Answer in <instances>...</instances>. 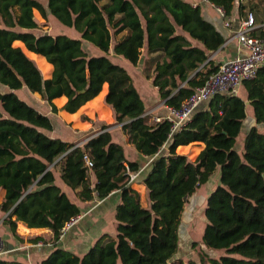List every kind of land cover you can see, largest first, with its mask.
I'll return each instance as SVG.
<instances>
[{"label": "trees", "instance_id": "1", "mask_svg": "<svg viewBox=\"0 0 264 264\" xmlns=\"http://www.w3.org/2000/svg\"><path fill=\"white\" fill-rule=\"evenodd\" d=\"M207 1L225 18L234 9L235 0ZM33 11L75 29L80 38L36 34ZM253 34L263 36L264 28ZM83 42L106 55H89ZM225 42L200 8L184 0H0V85L8 90L0 92V190L5 191L0 210L18 240V223L50 231L55 248L40 264H173L185 203L216 173L218 184L202 213L201 244L220 254L212 257L201 250L198 261L179 264H264V134L251 127L241 152L235 149L246 105L255 124L264 125V66L243 84L246 102L218 94L169 136L170 124L144 116L132 78L109 59L113 51L141 67L164 105L177 109L216 72L219 64L211 56ZM29 58L52 70L50 78L44 79ZM105 84L104 104L113 125H120L126 143L150 160L146 174L135 182L144 186L145 201L129 183L139 166L112 140L108 129L113 125H101L98 134L76 146L48 136L50 118L14 93L26 88L54 114L52 101L65 97L61 110L74 114L87 102L95 103ZM82 120L90 122L85 116ZM191 144L203 145L194 159L176 152ZM55 170L81 203L119 193L115 236L102 235L83 256L55 245L66 224L80 214L55 184ZM7 257L1 256L0 264H26Z\"/></svg>", "mask_w": 264, "mask_h": 264}, {"label": "crops", "instance_id": "2", "mask_svg": "<svg viewBox=\"0 0 264 264\" xmlns=\"http://www.w3.org/2000/svg\"><path fill=\"white\" fill-rule=\"evenodd\" d=\"M184 1L189 4H197L200 8V12L203 18L206 21L210 22L227 40V38L231 35V32L230 30L224 28L223 24L226 20L219 15L215 7H213L209 3H203L201 0H184ZM254 1L257 0H235L234 9L231 15L227 18L231 22L233 28H236L239 19L244 17V15L247 12H250L249 10L251 7L254 8L252 13L255 16V22L257 28H264V19L263 17H261L260 12L258 10L259 6L253 5L249 7L246 4ZM90 49L86 51L88 52L89 55L94 56L93 53L90 51ZM236 50H237V42L235 40L226 41L222 49L214 53L211 56V59L215 60L218 64H221L222 62L234 57L236 55ZM96 53L97 52H95V54ZM113 58L122 61L121 58L114 57V54L109 56V59L111 61ZM122 66L123 68L130 67V64H125L124 62H122ZM129 71L131 73L130 75L131 78L135 74L142 83L146 82L147 84L151 85L150 81L145 80L144 82L143 80L144 78L141 73V67L135 68L131 66V68H129ZM146 83L141 84L142 87L146 90L145 97L142 96V94H140L137 88L136 90L138 91L141 100L144 104V107L146 109L144 116L150 118L149 119L150 122H153L152 119L156 116L159 117L167 116V108H166L167 106H165L164 102L160 100L157 90L154 87H152V89H149ZM241 89H243V96H244L243 97L244 99L243 98L242 99L245 100L246 102L245 99L246 91L243 86ZM102 92L103 93L100 96L99 104L102 105V107H104L105 109H107V115L109 112L110 114L109 121L111 118V122H108V120L106 119L100 117H99L100 119H98L96 117L97 111L91 109L93 105L92 102L93 100L87 102L84 106H82L80 109L83 110L77 116H76L77 112L74 114L66 113L65 111L61 110V108L66 102V98L61 97L52 101V104L58 110L57 114L52 113L50 108L49 109L47 108V110L45 109L42 110L40 108L38 109L40 111L45 112L44 115L48 116L51 120L53 130L52 132L47 133L48 136L52 138H59L65 142L76 143V146H81L87 140L88 136L95 135L100 132L101 125L103 124L113 125L111 109L109 106L104 104V97L107 93L106 84L103 85ZM33 96L36 97V94H33ZM58 101L61 102L60 105L57 104ZM87 111H89V113H92V116L86 114ZM245 111H246V119L250 121L249 123L250 127L247 126V132L253 126H256L258 128L259 125L255 124L252 110L249 111L246 107ZM82 116L88 117L90 119V122L83 121ZM92 120H94L93 122H95L94 125L91 123ZM108 132L111 134L112 140L122 146L125 158L130 162L137 163L139 169L142 170V173L135 180V182L142 179V177L148 171L150 160L140 156L136 152L133 146L126 143V137L122 133L120 125L111 126L108 129ZM245 135L246 134H244L243 138H241L240 140V146H239L240 149L243 144ZM185 147L187 148L189 147L190 149L193 148L199 149V151L194 156V158L203 149L202 144H191ZM185 147H178L176 152L179 154H183V149ZM187 155H189V153H187ZM54 175H55V184L80 209V214H79L80 220L74 226H72L71 228H69L68 230L62 233L59 240L55 244L56 247L74 253L75 255L83 256L90 249V247L93 246L95 241L102 235H108L110 237H114L116 234L114 210L119 202V193L114 192L111 195H109L107 198L102 200L95 199L89 203H81L75 198L73 193L66 186H64L63 182L60 179L58 170L54 171ZM218 179H219V175L218 173H216L206 183V185H208V188L204 201H206V198L209 195V193L213 191L214 188L217 186ZM135 182H133L132 188L135 191H137L141 197H146L144 186L142 184H137ZM199 189H197L196 191H198ZM4 197H5V191L0 190V204L2 203ZM6 216L7 214L3 213L0 210V240L2 242V247L9 252L7 254L8 255L7 258L20 261L26 264H40V261L45 257H47L55 248L54 245H52L51 247H47V246L38 247L36 245L40 242L44 244L51 243L52 236L50 231L46 229H28L24 225L18 223L16 227V236L20 239L18 240L9 231L7 226L4 225L3 222ZM36 238L39 239L37 241H34Z\"/></svg>", "mask_w": 264, "mask_h": 264}, {"label": "built area", "instance_id": "3", "mask_svg": "<svg viewBox=\"0 0 264 264\" xmlns=\"http://www.w3.org/2000/svg\"><path fill=\"white\" fill-rule=\"evenodd\" d=\"M208 3L207 0H201ZM193 8L199 7L197 4H191ZM219 15L224 18V28L230 30L231 35L226 41L235 40L237 42L236 55L229 60L219 64L215 73L211 74L203 85L196 88L187 100L179 108H167V116H156L152 119L154 123L166 120L170 124V135L180 130L190 119L193 112L204 103L218 94L238 95L243 84L254 79L258 70L264 66V35L257 36L253 31L257 29L255 16L252 12H247L244 17L238 20L236 28H233L231 22L224 17V12L216 8ZM86 166L92 167L91 162L84 157ZM142 170L129 175V183L135 182L140 176ZM80 220V215L72 218L62 230V233ZM62 235V234H61ZM60 235V236H61ZM38 247H51L52 244L38 243ZM9 252L0 247V257Z\"/></svg>", "mask_w": 264, "mask_h": 264}, {"label": "rangeland", "instance_id": "4", "mask_svg": "<svg viewBox=\"0 0 264 264\" xmlns=\"http://www.w3.org/2000/svg\"><path fill=\"white\" fill-rule=\"evenodd\" d=\"M246 4L249 7L253 6V5H255V6L258 5L259 6L258 10L260 12V15L264 19V0H257L254 2L246 3ZM251 12H253V11H251ZM33 16L39 25L38 30L34 31L36 34L48 33V34H51L53 36L54 35H65V36H67L69 38H73V39H79L80 38V35L78 34V32L75 29L63 26L62 24H60L59 22H57L54 18H52L50 16H48V19L46 21L41 18V16L39 15V13L37 11H33ZM16 46L21 48L20 45H16ZM83 48L87 51H88V49L91 48L90 51L93 53L94 56H103V55L105 56L106 55L87 42H83ZM21 49L23 50V48H21ZM95 52H97V53L95 54ZM112 54H114L113 51L110 52L109 56H111ZM114 57H118V58L122 59V61H119L118 59L116 60V58L112 59V61L114 63H116L117 65L122 66V62H124L125 64H129L120 55L114 54ZM29 59H31L35 63V65L40 70L44 79L50 78L52 70L49 71L48 67L42 65L40 63V61L36 60L35 58H29ZM129 68H131V65H130V67H126L125 69L128 71L129 75H131ZM143 80L145 82V79H143ZM132 81H133L134 87L137 88L138 91L140 92V94H142V96L145 97L146 90L142 87L141 84H145L146 82L142 83L137 78V76L135 74L132 77ZM146 85L149 87V89H152V85H149L147 83H146ZM7 91H8L7 88L0 85V92L5 93ZM14 93L18 96L19 99L26 102L30 106L36 108L37 110L39 108L42 110L43 109L47 110V108L48 109L50 108L48 103L45 100H42L39 95H36V97H34L32 95V93H30L24 87L14 91ZM239 96L241 98L244 97L243 96V89L240 90ZM99 101H100V97L96 100L95 103H93L91 109H94L97 111L96 117L98 119L103 118V119L108 120V122H111V118L109 121V116H110L109 112L107 115V109L102 107V105L99 104ZM57 104L60 105L61 102L58 101ZM246 107L249 111L252 110L249 105H247ZM82 110L83 109L78 110L76 116ZM38 111L43 113V114L45 113V112L40 111V110H38ZM86 114H89L90 116H92V113H89V111H87ZM93 121L94 120H92V122ZM86 122H88V121H86ZM249 123H250V121L245 119L243 126H242V130L240 132L241 134H239V136L236 138L235 149L239 148L240 140H241V138H243L244 134H246L245 132H247V126L250 127ZM257 129L260 133L264 134V125H259V127ZM238 150L240 153L241 149L239 148ZM198 151H199V149H197V148L190 149L188 147V148H185V150H183V154L187 155V153H189V157L191 159H193ZM207 188H208V185H206V184L201 186L200 189L198 191H196L190 198H188L187 202L185 203V209H184V212H183V215L181 218V222H180V225L178 228V237H179V242H180L179 243V250H178V253L176 254V256L174 258L173 264H179L180 262L186 263L188 260L198 261V255L201 252V250H203L207 255L212 256V257H217L220 254V253H216V252H212V251H208V250L204 249V247L201 244V234H202V231H203V228L205 225V220L203 218L202 213H203V209H204V205H205L204 200H205V195L207 194ZM141 198L143 201H145L146 197H141Z\"/></svg>", "mask_w": 264, "mask_h": 264}, {"label": "water", "instance_id": "5", "mask_svg": "<svg viewBox=\"0 0 264 264\" xmlns=\"http://www.w3.org/2000/svg\"><path fill=\"white\" fill-rule=\"evenodd\" d=\"M0 247H2V242H1V240H0Z\"/></svg>", "mask_w": 264, "mask_h": 264}]
</instances>
